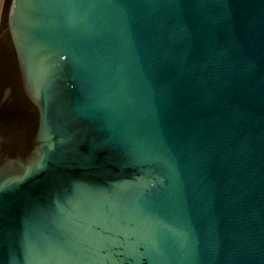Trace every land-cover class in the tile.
<instances>
[{
  "label": "water",
  "instance_id": "1",
  "mask_svg": "<svg viewBox=\"0 0 264 264\" xmlns=\"http://www.w3.org/2000/svg\"><path fill=\"white\" fill-rule=\"evenodd\" d=\"M0 264H264V0H1Z\"/></svg>",
  "mask_w": 264,
  "mask_h": 264
},
{
  "label": "rangeland",
  "instance_id": "2",
  "mask_svg": "<svg viewBox=\"0 0 264 264\" xmlns=\"http://www.w3.org/2000/svg\"><path fill=\"white\" fill-rule=\"evenodd\" d=\"M1 1V0H0Z\"/></svg>",
  "mask_w": 264,
  "mask_h": 264
}]
</instances>
